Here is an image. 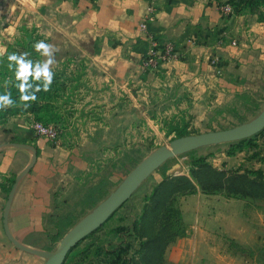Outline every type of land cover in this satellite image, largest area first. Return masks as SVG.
<instances>
[{
  "label": "crops",
  "instance_id": "obj_1",
  "mask_svg": "<svg viewBox=\"0 0 264 264\" xmlns=\"http://www.w3.org/2000/svg\"><path fill=\"white\" fill-rule=\"evenodd\" d=\"M22 1L32 8L31 21L39 25L46 44L52 46L55 62L50 71L60 67L59 60L77 59L90 83L101 89L95 94L96 102L103 105L96 111L100 122L86 128L88 136L118 135V121L124 118L120 115V89L129 92L135 81L151 90L161 87L171 99L188 96L193 104L203 93L221 97L232 89L264 91V22L257 14L234 12L229 3L232 11L223 12L219 6L227 0ZM149 6L154 7L155 17L144 32L140 23ZM149 35L159 52L171 42L177 59L159 60L156 70L144 69L142 60L152 48ZM171 89L175 90L172 95L168 94ZM129 94L128 103H134L135 95ZM126 113L135 119V110L131 113L128 108ZM22 120L17 117L3 123L4 128H12V132H0L3 172L17 174L31 159L30 149L11 144L12 136L29 143ZM44 146L32 170L19 180L8 213L12 236L36 249L47 242V216L64 208L68 209L64 214L74 215L77 206L85 205L81 202L87 199L92 185L88 178L93 175L87 170L101 156L93 148L77 153ZM228 160L231 165L238 162L235 156ZM4 200L0 188V264H26L35 259L12 247L5 235ZM180 208L186 235L171 246L170 258L176 264H259L255 255L232 253L222 242L225 238L242 247L263 246V229L245 217L243 199L198 191L182 197Z\"/></svg>",
  "mask_w": 264,
  "mask_h": 264
},
{
  "label": "rangeland",
  "instance_id": "obj_2",
  "mask_svg": "<svg viewBox=\"0 0 264 264\" xmlns=\"http://www.w3.org/2000/svg\"><path fill=\"white\" fill-rule=\"evenodd\" d=\"M31 12L32 8L27 6L26 1L0 0V57L9 45L21 37L23 27L29 30L34 28L36 34L47 40L39 25L36 26L31 21L29 17ZM30 61L32 68L35 69L37 64L43 65L47 59L41 54L36 58L31 57ZM57 63L60 67L51 71L53 73L51 94L54 96L51 111L57 120L46 124L48 133L41 134L36 130L34 124L40 122L31 113L5 118L0 122V132H12V128H4V122L17 117L23 118V126L30 135V140L27 141L29 143L18 142L21 140L12 136V145L19 143L32 146L37 154L45 150L44 145L61 150L74 149L77 153L93 148L98 149L101 156L95 158L87 170L93 175L88 178L92 185L90 184V191L85 195L87 199L81 202H85V205L82 204V208L77 206V213L74 215L64 214L68 210L64 208L57 214L47 216L45 221L47 242L41 248H37L39 250H55L62 237L103 201L140 161L158 147L169 146L171 140L181 137L178 136L177 130L184 129L183 136H186L233 128L253 120L264 107V91L255 88L240 91L232 89L230 93H225L221 97L214 92L207 95L203 93L202 99H197L196 104H193V99L188 96L171 99L166 97L161 87L151 90L141 87L142 83L135 81L129 88V95H135L134 103L129 104L127 98L129 92L120 89V115L121 117L124 115V118L118 121V135L92 137L86 134V128L95 126L96 121L100 122L99 118L96 119V111L103 105L96 102L95 94L101 92V89L90 83L83 63L79 60L65 58ZM71 64L75 67L70 68ZM173 93L174 89L168 92L171 95ZM104 95L107 93L104 92ZM105 106L104 103V109ZM128 108L131 113L135 110V119L127 116ZM103 122L106 124L110 121ZM114 124H117V121ZM263 130L264 128L245 139L198 147L167 159L104 223L82 238L67 253L62 264H114L118 253H121L120 259L126 260L128 264H144L138 252L142 244L150 240L152 243L148 244L147 257L144 258L146 264H176L170 258L171 246L176 239L186 235V226L181 218L180 200L190 194L174 191L177 177L191 179L196 192L204 193L205 190L192 179L190 172L191 169L197 171L201 181L211 179L206 170L197 167L199 161L209 164L214 171L225 173L227 178L235 174H244L246 171L261 170L264 174V132L261 133ZM234 156L238 162L231 165L228 159ZM17 174L0 170V188L5 199L3 209ZM160 183L162 185L153 195V189ZM8 187L10 189L7 192ZM217 193L227 197L233 192L220 190ZM235 194L245 201V217L253 226H260L264 233V198L256 195L244 196L239 192ZM76 196L74 198L79 197L78 194ZM262 237L263 246L258 247L255 245L242 247L225 238H222V242L227 251L255 255L257 262L264 264V234ZM9 243L15 247L10 241ZM22 252L35 259L25 261L26 264L45 262L43 257Z\"/></svg>",
  "mask_w": 264,
  "mask_h": 264
},
{
  "label": "trees",
  "instance_id": "obj_3",
  "mask_svg": "<svg viewBox=\"0 0 264 264\" xmlns=\"http://www.w3.org/2000/svg\"><path fill=\"white\" fill-rule=\"evenodd\" d=\"M219 1V0H217ZM227 3L233 6L236 13L248 11L257 14L258 20L264 22V0H227ZM219 4H221L219 2ZM21 37L15 40L14 44L8 46L6 52L0 57V97H9L11 103L0 106V122L7 117L31 113L39 122L48 124L55 122L57 119L51 111L53 103V95L51 94L52 81L50 84L45 83V78L35 79L33 76H27L25 81L17 77L18 65L9 58L15 54H27L25 59L30 61L31 57H39L42 51H37L35 45L39 41L47 43L40 35L36 34V30L23 27ZM28 96L29 99L24 100L22 96ZM264 130L261 132L263 133ZM178 136L185 135L184 129L177 130ZM197 167L203 171H207L209 175L208 181H201L198 172L191 169V177L201 188L205 190V194H218L220 190L233 192L227 197L242 198L235 193L247 195H256L264 198V174L261 170L246 171L244 174H235L230 178L225 177V173L214 171L207 163L198 162ZM160 183L153 189V195L157 193ZM245 185V186H244ZM174 191L183 193H195L196 188L193 181L187 177H177ZM256 189H253V188ZM9 187L7 192L9 191ZM259 190V192H258ZM152 243L142 244L141 250L138 252L141 261L146 264L149 245ZM121 253L116 255L114 264H128L126 260L120 259Z\"/></svg>",
  "mask_w": 264,
  "mask_h": 264
},
{
  "label": "water",
  "instance_id": "obj_4",
  "mask_svg": "<svg viewBox=\"0 0 264 264\" xmlns=\"http://www.w3.org/2000/svg\"><path fill=\"white\" fill-rule=\"evenodd\" d=\"M264 128V107L251 121L233 128L209 131L205 133L186 135L170 141L169 146H160L140 161L118 184V186L96 207L82 217L58 242L55 250L44 251L31 248L15 239L8 226V213L10 204L19 180L26 175L36 161L35 148L26 144L14 143L19 148H27L32 151L28 165L15 177L14 183L8 193L3 209V228L6 237L19 250L43 257V264H62L67 253L86 235L104 223L108 217L124 203L133 191L163 162L179 154L191 151L198 147L232 142L245 139L260 132Z\"/></svg>",
  "mask_w": 264,
  "mask_h": 264
},
{
  "label": "built area",
  "instance_id": "obj_5",
  "mask_svg": "<svg viewBox=\"0 0 264 264\" xmlns=\"http://www.w3.org/2000/svg\"><path fill=\"white\" fill-rule=\"evenodd\" d=\"M219 8L225 13L232 11V8L228 3L221 4ZM154 17L155 9L153 6H149L146 10L143 21L140 23V30L146 32L147 23L152 21ZM148 37L151 41L152 48L142 60V67L144 69L156 70L158 68L159 60L163 62L169 61L171 59H177V53L175 52L171 42H166L165 45L162 47V50L159 52L157 50L156 41L152 38V36L149 35ZM45 126L47 125L41 122L34 124L36 130L41 134L48 133L49 129Z\"/></svg>",
  "mask_w": 264,
  "mask_h": 264
},
{
  "label": "clouds",
  "instance_id": "obj_6",
  "mask_svg": "<svg viewBox=\"0 0 264 264\" xmlns=\"http://www.w3.org/2000/svg\"><path fill=\"white\" fill-rule=\"evenodd\" d=\"M35 48L37 51H42L43 55L49 57L47 61L41 64H37L35 69L32 68V62L26 60L25 57L27 54H21L19 56L13 54L9 59L14 61L18 65L17 77L25 81L26 85V77L33 76L35 79H39L41 77L45 78V83L50 84L52 81L53 73L50 71V65H52L55 61L53 58V49L51 45L46 44L43 41H39L36 43ZM22 99H29L28 96H22ZM11 103L9 97H0V106L4 104Z\"/></svg>",
  "mask_w": 264,
  "mask_h": 264
}]
</instances>
